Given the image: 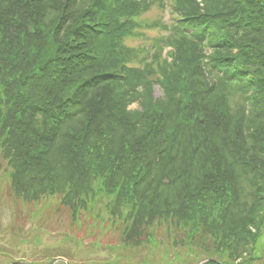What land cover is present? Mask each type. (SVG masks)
<instances>
[{"label": "trees", "instance_id": "trees-1", "mask_svg": "<svg viewBox=\"0 0 264 264\" xmlns=\"http://www.w3.org/2000/svg\"><path fill=\"white\" fill-rule=\"evenodd\" d=\"M0 163L14 201L105 215L122 247L261 264L264 0H0Z\"/></svg>", "mask_w": 264, "mask_h": 264}, {"label": "rangeland", "instance_id": "rangeland-1", "mask_svg": "<svg viewBox=\"0 0 264 264\" xmlns=\"http://www.w3.org/2000/svg\"><path fill=\"white\" fill-rule=\"evenodd\" d=\"M168 12L152 6L140 20L145 26H168ZM138 32L140 36L125 40L127 47L147 48L157 37L167 35L160 27ZM160 94L155 87L154 97ZM8 177L5 164L0 163V264H196L200 259L185 248L171 247L164 230L155 236L158 244L131 249L118 243L121 228L110 227L105 215L94 221L80 216L74 224L67 213L53 212L55 200L21 204L9 197ZM257 247L254 258L263 257L264 264V238Z\"/></svg>", "mask_w": 264, "mask_h": 264}, {"label": "water", "instance_id": "water-1", "mask_svg": "<svg viewBox=\"0 0 264 264\" xmlns=\"http://www.w3.org/2000/svg\"><path fill=\"white\" fill-rule=\"evenodd\" d=\"M202 263V262H201Z\"/></svg>", "mask_w": 264, "mask_h": 264}]
</instances>
